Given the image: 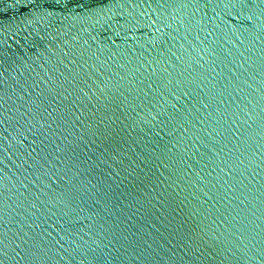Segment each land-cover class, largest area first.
I'll use <instances>...</instances> for the list:
<instances>
[{"label": "water", "instance_id": "1", "mask_svg": "<svg viewBox=\"0 0 264 264\" xmlns=\"http://www.w3.org/2000/svg\"><path fill=\"white\" fill-rule=\"evenodd\" d=\"M0 264H264V0H0Z\"/></svg>", "mask_w": 264, "mask_h": 264}]
</instances>
